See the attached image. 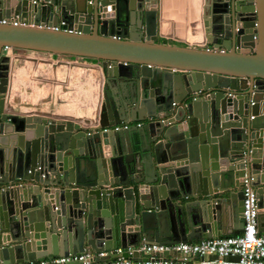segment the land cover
Wrapping results in <instances>:
<instances>
[{
	"label": "water",
	"instance_id": "95a60500",
	"mask_svg": "<svg viewBox=\"0 0 264 264\" xmlns=\"http://www.w3.org/2000/svg\"><path fill=\"white\" fill-rule=\"evenodd\" d=\"M157 2L0 0V21L19 20L0 23L1 263L238 234L245 179L264 233V0H203L201 47L157 41ZM5 48L99 63L103 102L94 129L73 126L79 148L54 120L5 112Z\"/></svg>",
	"mask_w": 264,
	"mask_h": 264
},
{
	"label": "crops",
	"instance_id": "0c3cea01",
	"mask_svg": "<svg viewBox=\"0 0 264 264\" xmlns=\"http://www.w3.org/2000/svg\"><path fill=\"white\" fill-rule=\"evenodd\" d=\"M202 6L203 0H158L157 41L180 46L206 45ZM10 19L19 21L16 17ZM2 54L9 58L7 90L3 98L5 112L39 114L54 120L62 125L64 132L68 128L72 130V144L79 148V138L83 134L73 130V126L94 129L97 125L93 119L103 102L106 81L99 63L33 50L13 52L7 48ZM210 256L194 257L186 264H205ZM145 257L149 255L141 252L140 258ZM233 261L235 259H219L213 264ZM103 262L98 261V264ZM130 262L139 264L135 257Z\"/></svg>",
	"mask_w": 264,
	"mask_h": 264
},
{
	"label": "built area",
	"instance_id": "2783aa9c",
	"mask_svg": "<svg viewBox=\"0 0 264 264\" xmlns=\"http://www.w3.org/2000/svg\"><path fill=\"white\" fill-rule=\"evenodd\" d=\"M0 23H10L18 25L17 20L2 19ZM7 49V48H5ZM162 121V120H161ZM132 123H120L113 125L107 130H120L131 126ZM136 126H141V122L134 123ZM245 186L243 188V203H242V220L243 229L238 233L219 239H204L198 242H185V243H173V244H147L143 243L135 247H128L127 249L116 248L109 252L114 260L103 262L101 264H131L130 260L125 259L123 252L133 253L143 252L151 258L158 254L171 253L174 257L168 258L164 261V257L160 256L158 261L154 264H186L190 259L194 257H202L204 255H217L220 259L223 257H237V260L228 262V264H264V233H259L257 230V195L254 189L248 184V180L245 179ZM108 252H101L98 256H105ZM92 256L87 253L79 255L69 254L67 256H60L48 259L44 262H28L22 264H67L71 262H81L82 264H98L92 260ZM0 264H4L1 263ZM147 264H150L147 263Z\"/></svg>",
	"mask_w": 264,
	"mask_h": 264
}]
</instances>
